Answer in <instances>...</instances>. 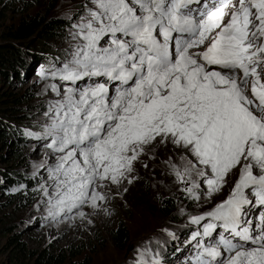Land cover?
Here are the masks:
<instances>
[{"label": "snow or ice", "instance_id": "1", "mask_svg": "<svg viewBox=\"0 0 264 264\" xmlns=\"http://www.w3.org/2000/svg\"><path fill=\"white\" fill-rule=\"evenodd\" d=\"M65 15L64 59L37 73L55 99L24 130L46 149L32 173L42 218L110 215L140 157L171 144L193 201L238 172L188 214L190 264H264V0H88ZM150 243L134 264H165Z\"/></svg>", "mask_w": 264, "mask_h": 264}, {"label": "rangeland", "instance_id": "2", "mask_svg": "<svg viewBox=\"0 0 264 264\" xmlns=\"http://www.w3.org/2000/svg\"><path fill=\"white\" fill-rule=\"evenodd\" d=\"M87 2L88 0H0V49L12 47L18 56L25 59L24 68H21L22 65H17L15 71L9 66L0 68V73L13 74L18 71L21 76V82L15 84L0 77V97L8 93L28 95V99L16 111L7 112L18 115L20 119H4L0 115V123L6 126L9 133L8 140L12 141L13 134L17 133L25 136V129L39 131L37 124L44 119L42 112L46 109L48 100L55 97L50 90L44 92L45 81H41L37 73L42 66L49 67L51 61L64 59V50L69 47L71 40L70 23L65 14L82 11ZM25 18H37L38 22L58 18L65 20L67 25L60 30L56 39L41 40L34 36L20 42L9 38L11 31ZM27 141L28 146L21 149L19 157H14L7 149L2 151L1 188L6 185L4 176L10 173L25 174L32 181L39 179L32 177L33 165L43 157L46 149L31 138ZM174 149L171 144H161L156 146L153 155L147 153L141 156L135 165L134 175L138 178L126 185L127 191L121 190L109 202L107 207L110 215L103 212L91 215V224L79 218L51 223L44 220L41 211L37 210V201L40 199L38 192H34L35 201L29 207H17L12 206L0 190V264H19L15 260L14 245H10L8 241V232L2 231L5 225L11 227L10 237H15L16 241L20 239L28 250L35 253L44 250L56 253L63 251L68 257L77 255L78 260H87L91 264H134L137 249L151 242L153 250H161V258L165 264H190L194 248L188 241L194 226L188 223V214L207 211L224 199L238 178V172L226 177L228 183L221 193L214 194L210 199L202 197L199 202L193 201L179 190L180 185L172 174L170 165L179 166L181 163L180 160L173 159L177 154L181 155V150ZM169 155L172 156L166 157ZM186 155L189 159H194L190 154ZM17 189L19 188L13 187L11 193L25 192L23 188ZM202 189L206 191L203 186ZM165 198L173 202L174 210L171 213H165L161 209ZM181 209H184L183 213ZM119 226H123L128 234V241L122 245L114 244L110 236L111 231ZM169 232L174 234V239L168 236Z\"/></svg>", "mask_w": 264, "mask_h": 264}, {"label": "trees", "instance_id": "3", "mask_svg": "<svg viewBox=\"0 0 264 264\" xmlns=\"http://www.w3.org/2000/svg\"><path fill=\"white\" fill-rule=\"evenodd\" d=\"M44 20V19H43ZM37 21V18H25L21 19L18 26L11 31V34L8 35L9 38L17 41H25L31 39L32 37H36L37 39H56L57 35L60 34V30L63 29L67 25L65 20L58 18H51L49 20ZM1 50L0 49V68H11L15 71V67L17 65H22L21 68H24L25 59L21 57V55H17L13 48H8ZM16 50V49H15ZM50 53V51L48 52ZM43 60V59H40ZM47 68V66H44ZM12 73V72H10ZM0 77L6 78L9 80V83H17L20 81V73L18 71L13 74L9 73H0ZM10 77V78H9ZM28 99L27 94H4V96L0 97V115L4 117V119H13L17 120L20 117L14 113L7 114L8 111H16L18 106ZM16 130V129H15ZM8 131H6V126L0 123V158H3V150H9L10 153L14 155V157H19L21 149L28 146L27 139L29 138L24 135L13 134V140H8L9 135ZM6 181L4 182L5 187L0 190L7 196L8 201L12 206H26L29 207L35 198V187L37 186L35 180H30V177L25 174L10 173L4 176ZM2 178V177H1ZM23 185V189L25 192H19L16 194L11 193V189L13 187L21 188ZM1 186V184H0ZM162 211L165 213H171L174 210V205L171 199L165 198L162 202L161 206ZM10 225H5V228L2 231H7L8 241L14 246L15 260L22 264L23 262H29V264H91L87 260H78L76 256L68 257L62 251L59 253L44 250L40 253H35L27 249L26 245L20 242V239L16 241L15 237H10L12 231L10 230ZM127 232L123 226H119L116 229H113L110 233L112 242L117 245H122L128 241ZM73 255V253L71 254ZM17 264V263H16Z\"/></svg>", "mask_w": 264, "mask_h": 264}, {"label": "bare ground", "instance_id": "4", "mask_svg": "<svg viewBox=\"0 0 264 264\" xmlns=\"http://www.w3.org/2000/svg\"><path fill=\"white\" fill-rule=\"evenodd\" d=\"M165 147H166V146H165ZM166 149H167V148H166ZM174 150H175V149H174ZM149 155H153L152 152H149ZM164 155H165V154H164ZM171 156H172V155H169V156H166V157H171ZM173 156H174V155H173ZM180 156H181L180 154H177L176 156L173 157V159H178V160H180ZM166 159H167V158H166ZM169 159H170V158H169ZM164 160H165V158H164Z\"/></svg>", "mask_w": 264, "mask_h": 264}]
</instances>
